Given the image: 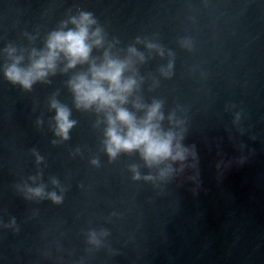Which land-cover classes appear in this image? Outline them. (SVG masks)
Wrapping results in <instances>:
<instances>
[{
	"label": "water",
	"instance_id": "obj_1",
	"mask_svg": "<svg viewBox=\"0 0 264 264\" xmlns=\"http://www.w3.org/2000/svg\"><path fill=\"white\" fill-rule=\"evenodd\" d=\"M129 80L184 159L106 146L74 264H264V0H158Z\"/></svg>",
	"mask_w": 264,
	"mask_h": 264
},
{
	"label": "clouds",
	"instance_id": "obj_2",
	"mask_svg": "<svg viewBox=\"0 0 264 264\" xmlns=\"http://www.w3.org/2000/svg\"><path fill=\"white\" fill-rule=\"evenodd\" d=\"M72 23L77 25L78 31L69 30L67 32H55L51 35L47 42L48 51L41 55L36 60L30 69L24 70L17 67L19 61L12 64L6 72V76L13 83H20L25 88H31L32 84L47 75V70L55 68V61L60 52L69 58V67H74L78 62L87 61L91 45L87 43L88 40V25L94 23L90 14L84 13L81 15L79 21L73 19ZM99 36V31L94 33ZM101 41L97 39L96 44ZM125 65L109 60L106 66L101 68H93V79L89 81L86 77H79V82H73L72 86L77 94L78 106L83 104L85 107L93 103L99 102L101 107L111 106L116 108L115 102L117 100L121 103L125 102V97L121 95L131 89L134 81L121 84V76ZM107 80L110 82V89L108 91L101 85V81ZM115 91V95H113ZM53 107L57 108V123L58 135H63L67 139L69 130L73 127L74 122L69 120V111L53 103ZM160 105L155 104L148 113L147 119L144 121V126L139 127L135 123L134 117L125 109L117 108L116 120L128 128L126 136L118 134L115 123L116 120L109 118V123L112 125L108 129L107 135L109 137L107 151L110 156L115 157L119 151L141 150L144 159L151 165L152 163H160L168 158L173 160H183L184 150L178 149L173 155L171 133L162 134L158 131V125L151 123L157 117ZM162 119V117H160ZM36 195H41L42 190L37 188L32 190ZM53 198L55 194H53Z\"/></svg>",
	"mask_w": 264,
	"mask_h": 264
}]
</instances>
